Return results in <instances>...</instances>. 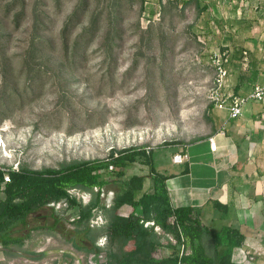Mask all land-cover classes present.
Wrapping results in <instances>:
<instances>
[{"label":"rangeland","instance_id":"1","mask_svg":"<svg viewBox=\"0 0 264 264\" xmlns=\"http://www.w3.org/2000/svg\"><path fill=\"white\" fill-rule=\"evenodd\" d=\"M12 1L0 0V167L7 169H59L105 159L112 149L145 146L153 149L158 172L172 171L177 142L188 144L217 131V111L209 100L210 56L226 51L228 22L250 20L252 29L236 40L264 46V0H204L210 9L200 15L195 2L176 0H162V5L156 0H14L17 9L6 18V3ZM23 7L24 19L15 27L12 17ZM78 7L79 24L63 36ZM94 17L99 31L74 48ZM205 20L212 21L214 35L201 33ZM148 173L147 166L136 163L126 177ZM151 183L148 179L145 188ZM113 190L106 189L105 197H114ZM97 192L79 188L72 194L87 205ZM65 208L59 203L30 215L13 233L31 232L30 239L10 250L0 244V264H108L116 249L109 241L102 248L99 241L108 235L109 214L98 210L95 217L103 216V225L80 231L73 223L79 208ZM45 225L51 229L34 230ZM161 242L166 247L158 257L167 256L175 240L162 234Z\"/></svg>","mask_w":264,"mask_h":264},{"label":"trees","instance_id":"2","mask_svg":"<svg viewBox=\"0 0 264 264\" xmlns=\"http://www.w3.org/2000/svg\"><path fill=\"white\" fill-rule=\"evenodd\" d=\"M156 2L163 4L162 0ZM191 2L196 3L199 15L209 12L210 4L204 0H176L177 4L183 5ZM16 7L14 0L7 2L8 15L5 17L9 18L10 14L16 11ZM24 9L23 7L12 17L15 27H19L23 21ZM79 12L80 7L68 18L62 30L63 36L79 24ZM37 22L36 20V25ZM252 23L246 18L229 21L230 41L240 42L236 40L237 35L250 31ZM217 27L224 32L225 25L221 21L217 22ZM98 31L99 21L94 17L76 38L74 48L77 49L81 42H90ZM201 33L205 37L214 35L211 20H205ZM247 39L250 37L244 40ZM243 51L244 49L240 48L237 52L242 55ZM230 63L228 68L234 66ZM28 89L29 86L25 92ZM202 139L199 137L190 143ZM188 144L177 142L175 145L184 147L181 153L186 154ZM152 151L153 149H147L145 146L112 149L105 159L73 162L59 169L30 170L21 167L16 170L0 167V188L5 195V198L0 200V244L7 250L15 245L23 246L30 239L31 232L24 237H15L14 231L26 225L30 215L47 209L52 204L65 203V210L79 208V215L73 223L79 229L83 228L80 231L90 229L89 221L94 217L95 211L103 210L109 214L108 241L116 252H110L108 264H237L234 251L242 248L245 235L234 227L214 230L205 226L201 220V211L197 208L173 207L167 188L170 176L155 169ZM136 163L147 166L149 173L126 177V170ZM6 175L10 178L8 183H4ZM147 178L152 180L151 190L143 192ZM111 186L115 187L114 198L111 208L108 209L102 194ZM79 188L87 191L97 188L98 192L90 203L84 205L70 193V190ZM211 205L215 209L226 211L220 203L213 202ZM124 207H128L127 216L121 213ZM53 218L58 224L56 214ZM149 221H154L161 231L156 232L153 227L146 228L144 223ZM36 229L50 230L51 227L45 225L35 227L34 230ZM162 234L171 236L175 243L167 246V256L158 257V251L166 247L161 242ZM128 246V253H125ZM85 249L100 251V248L88 249L86 245Z\"/></svg>","mask_w":264,"mask_h":264},{"label":"crops","instance_id":"3","mask_svg":"<svg viewBox=\"0 0 264 264\" xmlns=\"http://www.w3.org/2000/svg\"><path fill=\"white\" fill-rule=\"evenodd\" d=\"M235 42L223 44L226 52L232 54L230 64H234L230 66V90L246 96L255 84L264 83V46L260 42ZM240 48L244 49L243 54L236 59L234 54ZM244 52L250 61L247 57L245 62ZM239 64L244 68L238 69ZM216 111L217 131L186 145L187 159L183 164L173 162V156L184 148L176 145L179 150H174L172 156L174 168L165 173L170 176L167 188L171 203L175 208L199 209L203 224L214 230L240 229L245 242L234 251L237 264L252 263L244 250L255 256L252 264H264V101L249 102L238 119H230L226 111ZM210 137H215V151L210 147ZM151 186L152 183L145 188L144 184L143 192L150 191ZM213 202L223 205L226 211L213 208Z\"/></svg>","mask_w":264,"mask_h":264},{"label":"built area","instance_id":"4","mask_svg":"<svg viewBox=\"0 0 264 264\" xmlns=\"http://www.w3.org/2000/svg\"><path fill=\"white\" fill-rule=\"evenodd\" d=\"M245 62H248L247 53L244 52ZM230 62V55L226 51H214L210 56L211 67L214 72L212 86L209 89V100L210 103L214 106V109L219 111H226L228 113V117L230 119H238L243 115L245 106L251 102H263L264 101V83L255 84L252 91L249 92L246 96H238L234 92L230 90L229 85V76H230V68H228V64ZM210 147L212 151H215L217 148V144L215 141V137L209 138ZM187 159V155L184 153H178L173 156V162L175 164H183ZM113 169V167H111ZM10 182V178L8 175L5 176V182ZM96 189V188H95ZM76 189L70 190L75 191ZM106 192L104 191L102 197L105 199L106 207L109 209L112 206L113 197H109V194L105 197ZM73 195V194H72ZM54 205V204H52ZM66 205V204H65ZM95 211V215H96ZM94 217L89 221V227L99 228L103 225V216L99 213V218ZM97 215V216H98ZM144 226L146 228L153 227L156 232H160L161 229L159 226L155 224L154 221L145 222ZM99 246L105 248L108 246V235L101 237L99 241ZM250 255L249 253H247ZM246 255V254H245Z\"/></svg>","mask_w":264,"mask_h":264},{"label":"flooded vegetation","instance_id":"5","mask_svg":"<svg viewBox=\"0 0 264 264\" xmlns=\"http://www.w3.org/2000/svg\"><path fill=\"white\" fill-rule=\"evenodd\" d=\"M42 219H47V217H43ZM84 242V241H83ZM85 243V242H84Z\"/></svg>","mask_w":264,"mask_h":264},{"label":"water","instance_id":"6","mask_svg":"<svg viewBox=\"0 0 264 264\" xmlns=\"http://www.w3.org/2000/svg\"><path fill=\"white\" fill-rule=\"evenodd\" d=\"M86 245L88 246L89 244H88V243H86Z\"/></svg>","mask_w":264,"mask_h":264}]
</instances>
